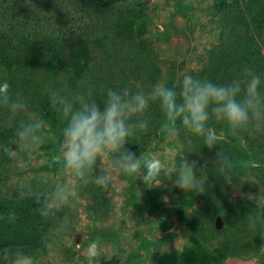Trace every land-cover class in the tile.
<instances>
[{
	"label": "rangeland",
	"instance_id": "374dc122",
	"mask_svg": "<svg viewBox=\"0 0 264 264\" xmlns=\"http://www.w3.org/2000/svg\"><path fill=\"white\" fill-rule=\"evenodd\" d=\"M135 2L145 8L146 31L141 37L136 36L135 41L142 49L147 48V54L137 58L146 66L137 70L138 65L132 62L134 54L128 52L127 46L120 45L114 50L111 45L102 57L106 60L95 55L92 65L102 62L101 65H96L97 69L77 80L76 89L67 77L57 78V87L66 80L72 90L90 89L94 98L100 101L107 88L137 83L147 88L157 81L171 85L184 74L199 78L211 70L212 54L223 42L228 28L222 13L213 7V0ZM67 19L69 23L65 30L71 29L73 24L70 17ZM37 79L28 74L0 72V82H8L13 97L24 98L46 122L45 145L32 157H25L26 167L18 169L11 158L4 179V190L9 196H42L51 191L54 183L65 179L56 167H48V161L58 149L62 124L54 109L52 116L47 112L41 94H46L48 89ZM162 115L158 105L150 107L149 128L152 132ZM23 118L0 108V138L6 134V129L11 130L14 138L15 129ZM221 127L217 125L218 130ZM156 137L147 143V156L156 155L170 166L172 155L167 149L172 145L164 138ZM229 140L231 142L223 148L238 165L239 174L226 182L212 171L213 156L205 152L195 138L181 134L184 148L175 156V161L188 155L189 160H197L200 164L209 162L203 194L187 195L172 187L167 179L163 180L166 188H148L142 178H132L124 183L125 177L117 176L105 195L106 216L99 218L93 210L92 200L80 186L78 196L70 206V226L55 235L56 251L36 256L39 264H88V249L93 242L97 243L99 251L95 264H162L161 258L167 255L173 257L171 264H251L254 259L264 264V257H257V251L264 243V208H257L245 195L264 190V147H256L254 156L247 157L243 146L234 138L229 137ZM259 143L264 146V135L248 141L253 147ZM132 146L137 148L141 144L125 145L127 149ZM253 163L258 166L253 167ZM240 175L245 180L243 183H240ZM153 194L160 201V209L150 214L149 199ZM231 203L241 204L243 208L248 205L249 215L255 220L254 228L249 225L240 233L234 225H223L217 207ZM212 206L217 208L216 212ZM209 217L214 222L208 230Z\"/></svg>",
	"mask_w": 264,
	"mask_h": 264
},
{
	"label": "clouds",
	"instance_id": "9594fccd",
	"mask_svg": "<svg viewBox=\"0 0 264 264\" xmlns=\"http://www.w3.org/2000/svg\"><path fill=\"white\" fill-rule=\"evenodd\" d=\"M47 92L49 103L62 124L58 149L48 161V167H56L65 179L54 183L34 209L45 221L55 220L65 206H72L80 186L92 183L108 190L117 176L142 178L148 188H166L163 180L167 179L172 187L187 195L203 194L209 162L200 164L189 160L188 155L175 161V156L184 148L182 133L200 139L209 151L219 146L211 161L212 171L226 182L239 174L238 165L223 148L231 142L229 137L246 148L250 139L264 135V75L247 64L241 65L225 82L184 74L171 85L157 81L147 88L138 83L107 88L100 101L90 89L72 90L66 80L59 87L48 88ZM153 104L163 114L157 136L172 145L167 149L172 155L170 166L156 155L147 156L143 152L137 155L125 147L148 132L149 110ZM0 108L12 116L24 117L11 141L14 150L0 146V151L14 159L18 169H23L25 157H32L45 145L46 122L24 98L13 97L7 81L0 82ZM217 125L222 126L220 130ZM244 181L240 175V183ZM245 195L257 208H264V190ZM164 199L167 202V197ZM16 218V213L10 212L6 219L14 223ZM249 225L255 227L253 217H249ZM42 243L48 252L58 248L55 235L45 237ZM98 257V245L93 242L88 249V264H95ZM257 257H264V243ZM0 264H39V261L20 247H3ZM251 264H259V260L254 259Z\"/></svg>",
	"mask_w": 264,
	"mask_h": 264
},
{
	"label": "trees",
	"instance_id": "16d2710c",
	"mask_svg": "<svg viewBox=\"0 0 264 264\" xmlns=\"http://www.w3.org/2000/svg\"><path fill=\"white\" fill-rule=\"evenodd\" d=\"M136 0H0V72L9 74H28L37 78L44 88L57 87V78L67 77L76 89L77 80L86 73H91L95 55L102 61L110 50L125 45L129 49L133 64L137 70L144 68V61L137 58L147 54V48H141L135 37H141L146 31L145 8ZM213 7L222 13L227 24L225 38L212 54L211 70L199 78H208L216 82L230 80L241 65L247 64L264 74V0H213ZM70 17L73 23L67 29ZM97 69V68H96ZM95 69V70H96ZM38 92V88H34ZM48 113H54L48 99V92L41 94ZM163 115L158 121L155 132L148 129L133 143H140L137 148L128 149L139 155H148L147 143L157 136ZM0 142L14 150L12 132L5 130ZM154 137V138H153ZM156 138H163L157 136ZM203 147L200 139L195 138ZM249 146L253 147L251 144ZM264 147L262 143L241 147L247 157ZM205 152L213 157L218 150ZM11 164V158L0 152V248L20 247L33 255H43L45 237L57 235L70 226L72 208L65 206L56 214L55 220L45 221L34 209L38 206L41 195L9 196L4 190L5 174ZM132 180V178H125ZM93 202V210L99 218L106 216V193L92 183L81 186ZM150 214L160 209V201L154 194L149 199ZM217 208L223 225H234L236 232L243 233L249 226V208L241 204H227ZM206 211V210H205ZM204 211V212H205ZM10 212L16 213L14 223L7 221ZM216 214V215H217ZM214 220L209 217L206 227ZM162 264H171L173 257L161 258ZM205 264H208L205 262ZM212 264V263H211Z\"/></svg>",
	"mask_w": 264,
	"mask_h": 264
}]
</instances>
